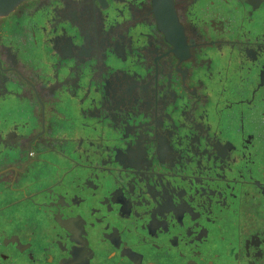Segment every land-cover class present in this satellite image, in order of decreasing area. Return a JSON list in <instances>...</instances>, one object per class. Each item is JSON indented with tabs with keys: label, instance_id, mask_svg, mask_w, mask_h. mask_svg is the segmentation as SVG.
I'll use <instances>...</instances> for the list:
<instances>
[{
	"label": "flooded vegetation",
	"instance_id": "obj_1",
	"mask_svg": "<svg viewBox=\"0 0 264 264\" xmlns=\"http://www.w3.org/2000/svg\"><path fill=\"white\" fill-rule=\"evenodd\" d=\"M0 264H264V0L0 15Z\"/></svg>",
	"mask_w": 264,
	"mask_h": 264
},
{
	"label": "water",
	"instance_id": "obj_2",
	"mask_svg": "<svg viewBox=\"0 0 264 264\" xmlns=\"http://www.w3.org/2000/svg\"><path fill=\"white\" fill-rule=\"evenodd\" d=\"M25 0H0V15L12 12L19 4Z\"/></svg>",
	"mask_w": 264,
	"mask_h": 264
}]
</instances>
